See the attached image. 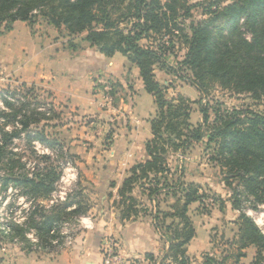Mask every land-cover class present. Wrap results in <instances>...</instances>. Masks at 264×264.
Segmentation results:
<instances>
[{
	"label": "trees",
	"instance_id": "obj_1",
	"mask_svg": "<svg viewBox=\"0 0 264 264\" xmlns=\"http://www.w3.org/2000/svg\"><path fill=\"white\" fill-rule=\"evenodd\" d=\"M225 1L231 3L223 6ZM204 3L0 0V27L4 25L10 31L17 21L32 27L42 18L69 38L80 37L105 57L118 53L137 67L144 90L153 97L155 105V115L149 120L152 138L145 143L148 159L129 170L118 189L119 200L113 206L119 210L121 221L142 215L158 232L166 234L161 235L168 244L163 261L190 264L186 246L195 231L188 216L189 206L201 204L207 198L199 184L183 180L182 165L178 170L169 166L168 157L177 153L185 156L194 145L202 143L210 152L208 161L219 168L222 182L232 191L229 198L232 210L239 213L233 264H241L245 250L251 247L255 249L251 264H264V232L246 213L247 207L255 211L264 205V113L229 111L218 104L210 107L208 102L202 103L208 91L218 85L237 95H248L264 107V0H209L202 7ZM196 8H202L203 16L207 17L195 21L192 11ZM219 19H223L222 25L215 24ZM69 47L75 49L71 41ZM182 50L185 54L179 68L171 65L168 58ZM182 68L191 75L188 81L199 92L198 101L180 95L166 98L168 88L155 79L154 71L159 70L184 81L178 75ZM109 85L115 107L122 87L117 82ZM4 102L11 112L3 115L7 119L5 123H15L19 111L12 109V103ZM193 105L201 116V122L196 125L190 123ZM38 115H26L21 121L23 128L26 130L41 120L49 121ZM14 134L0 126V164L5 162L0 173L1 191L9 185L21 187L22 196L33 200L34 209L22 224L9 223L8 233L0 230V240L7 244H15L17 240L21 250L30 252L36 250L26 238L28 232H34L37 246L49 247L53 238L50 230L86 216L91 205L79 174L64 201L48 208L42 205L54 191L60 172L50 163L49 155L39 157L38 164L45 166L34 165L33 169L14 161L9 151ZM33 138L47 148L58 147L54 139H46L43 130L35 132ZM169 199L171 204L167 202ZM215 201L222 208V199L215 197ZM162 203L164 209L160 207ZM167 219H171L170 224ZM147 258L154 261L150 255ZM229 258L221 261L207 258L204 264H226Z\"/></svg>",
	"mask_w": 264,
	"mask_h": 264
},
{
	"label": "crops",
	"instance_id": "obj_2",
	"mask_svg": "<svg viewBox=\"0 0 264 264\" xmlns=\"http://www.w3.org/2000/svg\"><path fill=\"white\" fill-rule=\"evenodd\" d=\"M15 25V23L12 25L11 32ZM49 32L55 33L56 36L47 39L49 49L52 50L46 59L49 65L52 63L49 66L50 70L44 68V65L38 71H35L34 67L29 69L28 65L31 63L36 65L38 61L30 62L31 58H26L24 66L10 70L11 77L21 83L40 84L46 87L55 104L73 113L74 123L78 120L102 121L115 115L119 116L117 119L125 120L123 124L125 127L119 125L114 135L113 146L107 151L101 149V142L98 139H94L88 133L84 134L83 131L87 132L89 129L86 123L79 122L82 126L79 132L74 130L75 127H80L76 124L67 136L64 134L63 137L64 143L67 144L65 150L67 153L69 151L68 154L77 165L80 184L91 200L92 206L87 217L93 222L92 229L81 231L71 248L59 252L45 250L26 252L14 245L4 246V249L0 250V264H100L101 242L102 238L107 236L114 238L125 264H149L147 255L152 256L154 260L161 254L163 259L168 244L161 239L159 232L147 217L139 215L135 220L121 221L118 209L109 211L111 204L119 200L117 192L129 170L148 159L145 143L152 138L149 120L155 115V105L153 101L154 107L150 108L148 114L140 115L135 95L143 94L145 90L137 67L121 54L105 57L89 44L81 42L80 45H76L73 41L75 38L67 36L65 38L75 45V49H66L68 46L66 43L69 41L58 37L55 29H49ZM19 51L27 56L29 49L20 47ZM30 53L33 54L32 49ZM2 65L0 57V67ZM154 74L156 81L162 85L160 78L167 75L159 70H155ZM105 81L119 83L122 87L120 93L123 95L118 107L106 111L102 109L100 97L96 95L99 84ZM69 126L61 130L68 129ZM75 133L79 135L76 136ZM89 145L93 147L87 149ZM183 163L181 161L185 182L197 183L200 186L210 185L206 180L203 182L201 179H195L193 173H189L186 164L183 166ZM201 225L203 230L209 226L206 222L205 226ZM207 243L209 245V237ZM205 245L197 242L195 230V236L186 246L189 261L199 257L205 250Z\"/></svg>",
	"mask_w": 264,
	"mask_h": 264
},
{
	"label": "rangeland",
	"instance_id": "obj_3",
	"mask_svg": "<svg viewBox=\"0 0 264 264\" xmlns=\"http://www.w3.org/2000/svg\"><path fill=\"white\" fill-rule=\"evenodd\" d=\"M187 1L189 4H195L204 2L206 3L209 0ZM205 3L202 4V7L207 6ZM230 3V1H225L223 6L229 5ZM202 13V8L194 9L192 11L194 20L200 21L202 19H205L207 16H203ZM216 23L222 25L223 19H219V21L215 22V24ZM15 24V28L12 32L5 30L4 25L0 27V57L3 63V65L0 67V126L4 129V131L8 133H15L13 142L9 146V151L14 155L12 156V159L14 161L19 160L21 164L28 165L30 163L31 165H39V167H42L45 166V164H38L39 157L49 155L50 163H52L56 170L60 172V168L64 166L65 161H68V157H70V155L68 154L69 151L67 153L65 150L67 149V144L64 143V134L67 136V133L71 129H73V126H75L76 124H78V126L80 127H75L74 130L76 132H79V128L82 127L80 123H86V126H89L87 132L83 131L84 134L88 133L89 136H93L94 139H98L101 142L100 147L102 150H109L113 146L114 135L116 134V130L119 129V125L123 128L125 127V125H123L125 123L124 119L119 120L117 119L119 116L117 117L115 115H111L110 117H107L102 121L97 119L85 121L78 120L76 123H74L73 121L75 120L72 117L73 113L62 109L57 104H55L52 100L51 94L46 87H43L40 84L21 83L17 79L11 77L10 70H15L18 67L24 66L26 58H31L30 62H32L31 60L38 61L36 65H32V63L28 65L29 69L31 67H34V70L38 71L40 70L41 66L44 65V68L50 70L49 66H51L52 63H50L49 65V63L46 62V59L48 57V53H50L52 50L49 49V41L47 39L50 36L56 37L55 33L49 32V29L52 30L54 28L51 25L47 24L46 20L42 18H38L36 23L32 27H29L26 23L20 21L15 22ZM56 35L62 39H66V33L63 30L61 32H58V34ZM246 37H249V35L246 34ZM31 40L33 41L30 42ZM67 40L68 39H66V41ZM73 41L76 45H80L82 42L80 37L75 38ZM66 44H68L66 49H71L69 47V42ZM20 47H27L29 49L27 56H25L23 52L20 53ZM31 49L33 54L30 53ZM184 54L185 51L182 50L177 52L175 56H171L170 58H168L170 64L179 68V63L180 61H182ZM164 74L167 76L165 78L161 77L160 81L163 82L162 85L168 88L166 91V98H176L178 95L183 96L189 101H198L201 98L197 89L188 81L191 79L190 73L184 71L183 68L179 71L178 75L180 77H183L184 81H182L178 77L176 79L174 76L167 73ZM100 85L101 84H99V88ZM98 91H100V89H97L96 95L100 97L101 107L104 111L118 107L119 103L116 104L115 107H113V101L110 107H106L103 104L101 94L98 93ZM135 96V103L140 115L144 116L148 114L150 108L154 107L152 97L146 92H143V94L140 95L136 94ZM116 97H119L121 99L123 98V95L118 92V95ZM204 98L202 99V103L205 104L208 102L210 107H214L218 104V106H220L221 108L227 109L229 111L238 109L242 111L249 110L261 114L264 113V107L252 100L248 95H237L232 91L220 88L218 85L213 86V88L208 91V94ZM4 101L12 103V109H15V111H19L16 115L17 118L14 120L15 123H5L7 119L4 118L3 115L9 114L11 112L9 107L5 105ZM192 110L193 111L190 116V123L195 125L196 120H198L199 123L201 122V116L196 105L192 106ZM38 114L44 115L43 119H49V121L41 120L39 124L31 125L28 129L25 130L21 124V121L25 119V116L33 115L36 117H40ZM67 125H70V128H64V130H61ZM41 130H43L46 139H54L58 147L54 146L51 148H47L44 143L33 138L35 137V132ZM75 135L78 136L79 134L75 133ZM92 147V145H89L87 146V149H90ZM14 149H17V152H12ZM209 153L210 152L206 150L205 145L199 143L194 145L186 153L185 159L184 156H182L180 153H177L175 155L170 154L168 157V164L171 168H177L178 170L179 168H181V161H183L186 164V169L189 170V173H193L195 179H201V181L206 180L210 184L208 186H201L202 191L205 193L207 198L202 201L201 204H193L188 210V216L192 222L194 231L196 230L197 233V242L203 245L207 244L205 245L206 247L205 250L202 251V254L199 257L190 260V264H204L205 259L207 258H215L216 260L221 261L224 257H231L225 260V263L233 264L234 253L237 250V246L235 245L238 232L236 221L238 219L239 213L232 210L229 203V198L232 196V191L231 189L227 188L222 182V175L220 174L219 168L208 161ZM4 164L5 162H2V164H0V173H2L1 169H3L2 167H4ZM72 167L77 170L76 164H73ZM66 174L71 177L72 172ZM9 186L13 188V190L0 191L1 221H4L5 219V211L3 209L5 204L3 203L7 201V197H11V200L13 201L11 211L13 212L14 217L24 216L25 212H27L30 207L28 204L24 203V200L22 198H18H26L25 196H22L23 189L19 186ZM67 188V184H65L64 182L61 183L60 187L57 189V192L53 195L52 200L60 201L64 196V193L67 192ZM87 195L88 193L86 194V196ZM215 197H220L222 199V208H220V204L215 201ZM87 199L89 200V203L91 205V200L88 196ZM167 202L169 204L172 203L170 199L167 200ZM160 207L164 209L165 204L162 203ZM109 208V211L117 210V208L113 206V203ZM246 213L255 220L258 227L262 230V232H264V205L259 206L255 211L247 207ZM206 217L209 218L206 220ZM166 222L170 224L171 219H167ZM205 222L208 223L209 226L206 228V230H203L201 229V224L205 226ZM67 229L71 236L74 238V241L82 231L79 228L75 227L73 224L67 226ZM161 235L164 236L166 234L160 230L159 236L162 239ZM109 237L117 245L114 238L112 236ZM208 237L209 245L207 243ZM104 239L105 237L102 238L100 247L102 258L104 255L102 248ZM13 245L17 247L22 246L21 244H7L3 240H0V250H3L4 246L9 247ZM71 247L72 245L68 247L65 246L64 248L58 249L55 252H59ZM32 249L35 250V248L33 247ZM116 253L121 258V255L118 251V246L116 248ZM232 253L233 256H231ZM245 255L246 257L241 260V264H251L255 255V249L252 247L248 248L247 250H245ZM161 256L162 255L160 254L154 259L153 262L148 260L150 262L149 264H173L167 260L163 261L161 259ZM123 264H125L124 261Z\"/></svg>",
	"mask_w": 264,
	"mask_h": 264
},
{
	"label": "built area",
	"instance_id": "obj_4",
	"mask_svg": "<svg viewBox=\"0 0 264 264\" xmlns=\"http://www.w3.org/2000/svg\"><path fill=\"white\" fill-rule=\"evenodd\" d=\"M100 91H98V93L101 94L102 100H103V104L106 107H110L113 98L110 94V85L109 82L105 81V82H101L100 83ZM97 94V91H96ZM47 149V148H45ZM13 152H17V149H14ZM69 160L65 161L64 166H62L60 168V177L59 180L56 182L55 184V188L54 191L52 192L50 198L48 201H45L42 203V205H44L46 208L52 206V205H56L58 203H61L62 201H64L65 197L67 194L71 193L74 185L76 184L77 180H78V171L73 168V164H74V160L70 157H68ZM34 165H31L30 163L27 165V168L33 169ZM72 172L71 177H69L66 173ZM65 183L68 185L67 188V192L64 193V196L61 198L60 201H53L52 197L53 195L57 192V189L60 187L61 183ZM9 188H7L6 190L10 191L13 190V188H11L10 186H8ZM0 191H1V182H0ZM7 201L4 202L3 204H5L4 206V211H5V219L4 221H1L0 219V230L4 233H8L9 232V223H15V224H22L27 216L30 214V212L34 209V202L32 199H27L24 197H18V198H22L24 200L25 204H28L30 207L27 210V212H25V215L22 217H14L13 216V212L11 211L12 208V200L11 197H7ZM16 216V215H15ZM74 225L75 227L79 228L80 230H91L93 227V222L89 217H80L76 222L74 223H61L58 224L56 226H54L50 232L49 235L52 236L53 238L51 239V244L49 247H46L44 249H42L40 246H37L38 244V239L35 236L33 231H30L26 234V238L32 243L33 248H35V250L38 251H52L55 252L58 249H62L65 246H70L73 244L74 242V238L71 236V234L68 232L67 226L70 225ZM15 244H20L17 242V240H14ZM103 258H102V262L100 264H123V260L120 258V256L116 253V248L117 245L114 243L113 240L110 239L109 236L105 237V239L103 240ZM51 249V250H50Z\"/></svg>",
	"mask_w": 264,
	"mask_h": 264
},
{
	"label": "water",
	"instance_id": "obj_5",
	"mask_svg": "<svg viewBox=\"0 0 264 264\" xmlns=\"http://www.w3.org/2000/svg\"><path fill=\"white\" fill-rule=\"evenodd\" d=\"M86 264H90V263H86Z\"/></svg>",
	"mask_w": 264,
	"mask_h": 264
}]
</instances>
